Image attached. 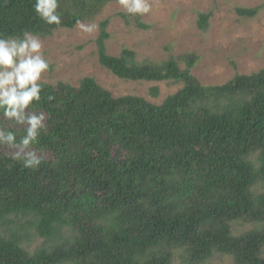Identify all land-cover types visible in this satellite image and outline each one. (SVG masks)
Returning <instances> with one entry per match:
<instances>
[{
	"label": "trees",
	"instance_id": "1",
	"mask_svg": "<svg viewBox=\"0 0 264 264\" xmlns=\"http://www.w3.org/2000/svg\"><path fill=\"white\" fill-rule=\"evenodd\" d=\"M35 2L0 0V37L47 38L119 3L57 0L61 23L48 25ZM210 16L199 15V29ZM107 27L100 22L95 40L101 67L123 81L182 87L155 105L114 97L92 77L40 83L26 109L46 117L32 146L40 165L24 168L0 145V264H174L177 253L185 264H264V69L204 86L193 53L183 70L173 58L107 54ZM0 126L17 141L25 134L2 111ZM30 232L42 243L32 247Z\"/></svg>",
	"mask_w": 264,
	"mask_h": 264
},
{
	"label": "rangeland",
	"instance_id": "2",
	"mask_svg": "<svg viewBox=\"0 0 264 264\" xmlns=\"http://www.w3.org/2000/svg\"><path fill=\"white\" fill-rule=\"evenodd\" d=\"M150 11L130 14L119 3L106 6L97 18L92 33L78 26L61 29L50 37H37L49 69L38 83H64L77 87L84 77H92L114 97L137 96L159 105L176 93L182 84L164 82L123 81L101 67L97 59L95 40L100 22L107 20L109 39L107 54L118 56L122 49L135 53L138 63L160 64L169 58L185 69L182 58L195 54L197 62L192 75L204 86H218L235 75H251L264 69V0H147ZM237 9H256L253 17H241ZM211 14L207 26L198 27L199 15ZM157 89L153 96L152 89ZM245 226L238 225L240 232ZM32 247L42 243L30 232ZM178 252V251H177ZM176 254L174 264H185ZM229 259H217L209 264H228Z\"/></svg>",
	"mask_w": 264,
	"mask_h": 264
},
{
	"label": "clouds",
	"instance_id": "3",
	"mask_svg": "<svg viewBox=\"0 0 264 264\" xmlns=\"http://www.w3.org/2000/svg\"><path fill=\"white\" fill-rule=\"evenodd\" d=\"M130 14H146L150 11L147 0H118ZM57 0H36L34 10L48 25H60ZM84 33H92L97 25L77 22ZM40 40L29 32L22 37H0V111L5 120L23 127L24 135L17 141L16 134L0 126V145L15 151L12 158L22 161L24 168L38 167L41 157L33 149L41 130L46 129L45 114L28 111L29 106L41 98L42 85L38 83L41 74L49 69L43 57ZM51 99V97H49Z\"/></svg>",
	"mask_w": 264,
	"mask_h": 264
}]
</instances>
